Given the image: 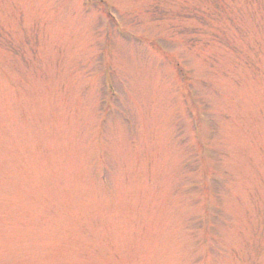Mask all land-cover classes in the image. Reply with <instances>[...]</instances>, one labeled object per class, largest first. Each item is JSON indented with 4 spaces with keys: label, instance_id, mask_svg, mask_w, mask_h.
Listing matches in <instances>:
<instances>
[{
    "label": "rangeland",
    "instance_id": "374dc122",
    "mask_svg": "<svg viewBox=\"0 0 264 264\" xmlns=\"http://www.w3.org/2000/svg\"><path fill=\"white\" fill-rule=\"evenodd\" d=\"M90 1L0 0V264H264V0Z\"/></svg>",
    "mask_w": 264,
    "mask_h": 264
}]
</instances>
